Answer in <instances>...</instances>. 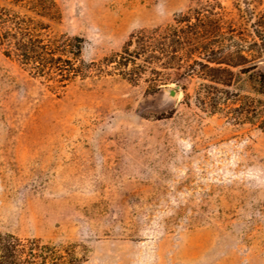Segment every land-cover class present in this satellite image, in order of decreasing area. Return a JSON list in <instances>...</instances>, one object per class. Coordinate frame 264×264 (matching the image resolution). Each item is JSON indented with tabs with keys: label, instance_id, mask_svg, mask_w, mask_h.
<instances>
[{
	"label": "rangeland",
	"instance_id": "1",
	"mask_svg": "<svg viewBox=\"0 0 264 264\" xmlns=\"http://www.w3.org/2000/svg\"><path fill=\"white\" fill-rule=\"evenodd\" d=\"M219 1L264 70V41L251 27L264 0H250L247 15L246 0ZM54 2L48 14L35 0L0 6L33 19L44 37H81L86 62L195 5ZM108 69L58 88L0 47V231L74 244L83 264H264V131L231 110L237 93L264 101L258 82L241 74L225 87L159 68L135 84Z\"/></svg>",
	"mask_w": 264,
	"mask_h": 264
},
{
	"label": "trees",
	"instance_id": "2",
	"mask_svg": "<svg viewBox=\"0 0 264 264\" xmlns=\"http://www.w3.org/2000/svg\"><path fill=\"white\" fill-rule=\"evenodd\" d=\"M35 1L47 14L55 5L54 0ZM249 1H245L247 10L237 7L245 15L252 10ZM222 10L219 0H195L194 6L175 19V24L133 32L121 52L100 61L86 62L82 57L81 37H44L33 19L0 6V47L6 57L58 88H65L77 78L108 75L109 66L135 84L147 71L158 74L160 69L179 68L183 70L182 75H197L225 87L232 86L236 76L249 74L259 84L258 93L264 95V70L259 69V57L244 49L243 31L231 19H225ZM46 13L38 14L45 16ZM256 16L257 21L251 27L256 37L264 41L261 31L264 12ZM254 44L258 42L255 40ZM152 86L158 89L160 83L154 80ZM208 86L217 90L212 84ZM234 96L237 97L235 107L231 108L234 119L253 123L264 131V101L238 93ZM85 261L74 244H55L42 238L0 231V264H83Z\"/></svg>",
	"mask_w": 264,
	"mask_h": 264
},
{
	"label": "water",
	"instance_id": "3",
	"mask_svg": "<svg viewBox=\"0 0 264 264\" xmlns=\"http://www.w3.org/2000/svg\"><path fill=\"white\" fill-rule=\"evenodd\" d=\"M168 92L171 96H176L177 92L174 89H168Z\"/></svg>",
	"mask_w": 264,
	"mask_h": 264
}]
</instances>
